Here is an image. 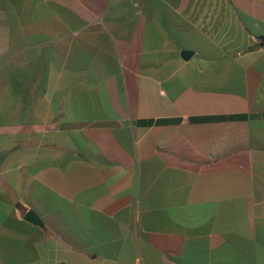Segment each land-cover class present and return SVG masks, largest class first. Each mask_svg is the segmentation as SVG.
<instances>
[{"label":"crops","instance_id":"0c3cea01","mask_svg":"<svg viewBox=\"0 0 264 264\" xmlns=\"http://www.w3.org/2000/svg\"><path fill=\"white\" fill-rule=\"evenodd\" d=\"M262 38L264 0H0V264H264Z\"/></svg>","mask_w":264,"mask_h":264},{"label":"trees","instance_id":"16d2710c","mask_svg":"<svg viewBox=\"0 0 264 264\" xmlns=\"http://www.w3.org/2000/svg\"><path fill=\"white\" fill-rule=\"evenodd\" d=\"M261 45L264 46V38H262ZM240 116H222L218 118V120H232V119H238ZM206 121V120H211V119H192V121ZM169 121H164V120H155V121H138L137 123L140 125H153V124H164L168 123ZM171 122H178V120H171Z\"/></svg>","mask_w":264,"mask_h":264},{"label":"water","instance_id":"95a60500","mask_svg":"<svg viewBox=\"0 0 264 264\" xmlns=\"http://www.w3.org/2000/svg\"><path fill=\"white\" fill-rule=\"evenodd\" d=\"M186 53H188V52H187V51H184V52L182 53V57H183V58H186V56H185ZM24 219L27 220L28 222L34 224V225L42 226V222H41L40 218H39V217L35 214V212L32 211V210H29V211L26 213Z\"/></svg>","mask_w":264,"mask_h":264}]
</instances>
